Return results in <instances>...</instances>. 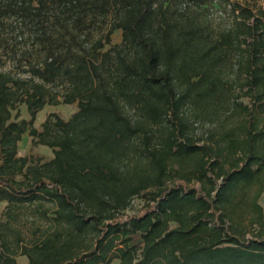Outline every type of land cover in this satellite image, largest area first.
I'll use <instances>...</instances> for the list:
<instances>
[{"label": "trees", "instance_id": "1", "mask_svg": "<svg viewBox=\"0 0 264 264\" xmlns=\"http://www.w3.org/2000/svg\"><path fill=\"white\" fill-rule=\"evenodd\" d=\"M7 59L0 264H264L235 223L254 186L264 217V0H0ZM27 130L52 159L18 155Z\"/></svg>", "mask_w": 264, "mask_h": 264}, {"label": "rangeland", "instance_id": "2", "mask_svg": "<svg viewBox=\"0 0 264 264\" xmlns=\"http://www.w3.org/2000/svg\"><path fill=\"white\" fill-rule=\"evenodd\" d=\"M253 3H263V0H250ZM122 39V31L121 30H115L114 33L112 34V41L113 43L120 42ZM108 47V46H107ZM6 56V55H5ZM12 69L13 71H16V68L12 66V62L7 59L5 64L0 66V70L6 71ZM245 101H249L248 97H243ZM78 110V103H61L58 105H50L47 104L44 106L42 110H40L37 114V118L35 121V126L39 129L42 130L43 122L47 118V116L50 113H57L60 117L64 118L65 120H68L76 111ZM13 116L17 117V119H30L29 112L27 110L26 104L22 103L19 104L16 109H13L12 111ZM213 127V124L210 122H205L204 125L201 126V124L196 123L195 124V130L197 134H200L202 131H208L210 130L209 128ZM18 155L23 156H32L33 157V162L36 163V161L41 160V162L48 161L54 157V151L53 148L47 145L43 144H38L34 145L33 143V138L29 134V131L27 130L24 132L22 135V139L18 142ZM173 173V172H172ZM17 178H21V176H17ZM177 180H179L177 178ZM218 183H220V180H218ZM253 190L251 191L249 197H248V202H241L240 205V213L241 216L237 217L235 219L236 227L240 229V231H243L246 233V236L248 237H259L260 234H264V217L260 221H253L254 216H256V206L252 205L255 202H253V197L254 194L256 193L257 186H254L252 188ZM148 197L147 195L144 196H136L133 200L129 208L127 209L128 213H133L140 209L142 205L147 202ZM46 202H50L47 200ZM7 201L0 202V216L2 215L3 211L6 208ZM256 204L263 209V214H264V188L261 193V195L258 197ZM29 219L28 221H30ZM44 220H39L37 224H43ZM37 224H32L31 223H25L23 224L22 228L23 231L27 234L30 233L31 230H33V226H36ZM20 262H27V258L25 256L19 257ZM118 259H115L113 261V264H118Z\"/></svg>", "mask_w": 264, "mask_h": 264}, {"label": "crops", "instance_id": "3", "mask_svg": "<svg viewBox=\"0 0 264 264\" xmlns=\"http://www.w3.org/2000/svg\"><path fill=\"white\" fill-rule=\"evenodd\" d=\"M22 256H25L28 259V257L26 255H20V256L17 257L18 263L19 264H28L29 263V259L27 260V262H20L19 257H22Z\"/></svg>", "mask_w": 264, "mask_h": 264}]
</instances>
